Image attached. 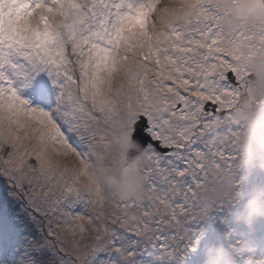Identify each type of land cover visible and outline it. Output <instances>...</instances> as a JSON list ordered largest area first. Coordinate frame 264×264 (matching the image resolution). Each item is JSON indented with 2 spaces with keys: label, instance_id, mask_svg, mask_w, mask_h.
I'll return each instance as SVG.
<instances>
[{
  "label": "snow or ice",
  "instance_id": "obj_1",
  "mask_svg": "<svg viewBox=\"0 0 264 264\" xmlns=\"http://www.w3.org/2000/svg\"><path fill=\"white\" fill-rule=\"evenodd\" d=\"M236 4L0 0V264H198L212 222L239 240L222 181L242 186L239 113L264 112V16ZM130 158L139 201L97 180Z\"/></svg>",
  "mask_w": 264,
  "mask_h": 264
},
{
  "label": "clouds",
  "instance_id": "obj_2",
  "mask_svg": "<svg viewBox=\"0 0 264 264\" xmlns=\"http://www.w3.org/2000/svg\"><path fill=\"white\" fill-rule=\"evenodd\" d=\"M72 11L75 22L83 19L82 13ZM234 11L238 17L245 20L259 18L264 16V0H237ZM239 118L244 123L238 162L242 185L252 171L264 172V112L246 108L239 113ZM95 167V164L90 165V168ZM97 180L104 190L113 191L124 200L139 201L146 195L145 180L138 171L136 158H130L126 162L115 161L110 166L104 165L97 173ZM222 183L232 192L235 201L231 216L232 225L240 226L235 232L239 240L226 238L223 230H220L219 236L222 239L210 241L204 247L202 264H241V255L245 257L244 264H256L257 260L264 259V254L255 258L252 256L253 252L264 253V248L257 243L253 235L256 223L264 220V183L253 184L246 193L242 187L233 190V177H225Z\"/></svg>",
  "mask_w": 264,
  "mask_h": 264
},
{
  "label": "rangeland",
  "instance_id": "obj_3",
  "mask_svg": "<svg viewBox=\"0 0 264 264\" xmlns=\"http://www.w3.org/2000/svg\"><path fill=\"white\" fill-rule=\"evenodd\" d=\"M256 183H264V172L256 170L252 171L250 174L247 175L245 181L242 184V189L246 193L248 188L251 187L253 184ZM243 201H241V204ZM229 223L232 224V216L230 215L228 217ZM209 231L205 235L204 239L201 241L200 248L197 253L198 257V264H202L203 262V249L204 247L213 240H216L218 238L222 239V237L219 236L220 228L218 225H216L214 222L210 223L208 226ZM236 228V230H239L240 226H233ZM254 238L257 241V243L264 248V220L258 221L255 225L254 229Z\"/></svg>",
  "mask_w": 264,
  "mask_h": 264
}]
</instances>
